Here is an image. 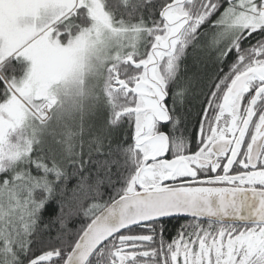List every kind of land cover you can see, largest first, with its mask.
I'll return each mask as SVG.
<instances>
[{
    "label": "snow or ice",
    "instance_id": "snow-or-ice-1",
    "mask_svg": "<svg viewBox=\"0 0 264 264\" xmlns=\"http://www.w3.org/2000/svg\"><path fill=\"white\" fill-rule=\"evenodd\" d=\"M0 264H264V0H0Z\"/></svg>",
    "mask_w": 264,
    "mask_h": 264
},
{
    "label": "trees",
    "instance_id": "trees-1",
    "mask_svg": "<svg viewBox=\"0 0 264 264\" xmlns=\"http://www.w3.org/2000/svg\"><path fill=\"white\" fill-rule=\"evenodd\" d=\"M191 62H192V58L189 57V64H191ZM199 87L200 86L194 82V84H193V95L190 98V102L185 105V108L192 112V116L190 118V131L193 132V133L195 132L196 121L198 119V117H196V115H195V112L200 107L199 103H198V99H197L198 92H199ZM169 103H171V100H169ZM107 120H108V113L106 112V114H105V122H107ZM127 131L129 132V134L131 133V129H128ZM107 143H108V140L106 138L105 139V145H107ZM76 150L80 151V148L77 147ZM87 151H88V147H87V145H85L84 152L86 153ZM99 158L103 159V157H99ZM85 159H87V156H85ZM96 172H97V169L94 167L92 169V179L93 180L96 177ZM100 176H101V178H103V176H104L103 170H100ZM75 184H76V179L75 178L70 179L69 188H71ZM102 191L107 193L109 191V189L104 187V186H102ZM104 199H107V195L104 196ZM44 219H45V221L47 220V214H45ZM82 219H83V217H73L69 221L68 226L70 228H76V227L79 226V223L81 222ZM177 226H178V222H176L174 219H172L170 222H168L167 225H166V227H167V232L165 233L166 237H170L174 233V231L176 230ZM57 227H58V225H57Z\"/></svg>",
    "mask_w": 264,
    "mask_h": 264
},
{
    "label": "rangeland",
    "instance_id": "rangeland-1",
    "mask_svg": "<svg viewBox=\"0 0 264 264\" xmlns=\"http://www.w3.org/2000/svg\"><path fill=\"white\" fill-rule=\"evenodd\" d=\"M108 111L103 106L96 109L91 115L85 119V132L83 139L85 145L88 144L97 134H100L107 122H105V114ZM109 115V114H108ZM79 145V142H78ZM79 147V146H77Z\"/></svg>",
    "mask_w": 264,
    "mask_h": 264
},
{
    "label": "flooded vegetation",
    "instance_id": "flooded-vegetation-1",
    "mask_svg": "<svg viewBox=\"0 0 264 264\" xmlns=\"http://www.w3.org/2000/svg\"><path fill=\"white\" fill-rule=\"evenodd\" d=\"M176 222H178V226H179V224H182V223H184V221L183 220H176V219H174ZM177 226V227H178ZM175 232H176V230L174 231V233L170 236V237H172V236H174L175 235ZM169 237V238H170Z\"/></svg>",
    "mask_w": 264,
    "mask_h": 264
}]
</instances>
